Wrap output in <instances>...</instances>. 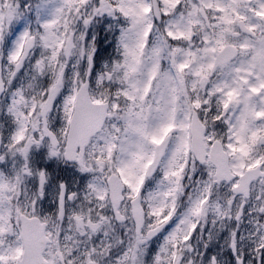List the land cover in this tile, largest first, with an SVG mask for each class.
Listing matches in <instances>:
<instances>
[{"label": "snow or ice", "instance_id": "snow-or-ice-1", "mask_svg": "<svg viewBox=\"0 0 264 264\" xmlns=\"http://www.w3.org/2000/svg\"><path fill=\"white\" fill-rule=\"evenodd\" d=\"M0 264H264V0H0Z\"/></svg>", "mask_w": 264, "mask_h": 264}]
</instances>
